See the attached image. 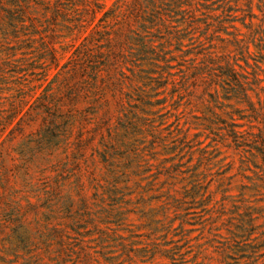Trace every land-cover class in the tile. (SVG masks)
I'll return each instance as SVG.
<instances>
[{"label":"trees","instance_id":"16d2710c","mask_svg":"<svg viewBox=\"0 0 264 264\" xmlns=\"http://www.w3.org/2000/svg\"><path fill=\"white\" fill-rule=\"evenodd\" d=\"M258 1L260 18L253 0H0V264H122L121 253L130 249L119 232L129 214L148 227L161 223L155 217L166 206L150 207L161 197L154 180L174 179L181 165L152 172L145 157V150L160 147L166 155L177 148L164 143L157 127L165 123L148 117L145 87L153 60L164 58L148 33L171 28L173 19L231 35L236 61L224 60L203 80L215 93L217 86L226 90L259 125L246 134L233 122L226 127L236 147L264 159V0ZM34 14L73 31L60 51L53 37L35 46ZM110 19L127 28L115 35ZM205 61L208 68L214 63ZM192 188L166 204L185 215Z\"/></svg>","mask_w":264,"mask_h":264},{"label":"rangeland","instance_id":"374dc122","mask_svg":"<svg viewBox=\"0 0 264 264\" xmlns=\"http://www.w3.org/2000/svg\"><path fill=\"white\" fill-rule=\"evenodd\" d=\"M112 1L106 0V4ZM253 4L260 18L261 12L256 5L262 8V2L253 0ZM34 18L38 25L36 47L40 37L44 40L53 37L60 51L59 47L73 36V31L71 33L64 26H48L49 21L39 14H34ZM109 21L115 35L121 28L124 31L127 28L124 22ZM72 25L68 24L70 28ZM171 25L169 29H149V36L164 58L153 60L151 81L145 88L151 92L152 101L149 109L153 114L148 117L154 120V125L165 123L157 127L167 138L164 143L177 148L166 155L160 147L144 153L153 165L152 172L173 163L181 166L174 179L167 182L165 176L159 175L154 180L158 188L156 193L161 197L153 200L150 207L160 211L166 206V210L155 217L162 219L161 223L148 227L140 215L129 214L127 225L119 234L130 251L116 252L121 253L119 261L122 264H264V159L261 155L251 157L249 152L236 147L226 127L228 122H233L237 131L246 134L256 131L258 124L244 116L247 114L245 107L226 90L217 86L215 93L212 86L208 88V81L203 80L209 78L208 73H218L224 60L236 61L231 35L202 33L203 27L187 28L176 19ZM236 25L246 33V28L238 22ZM176 36L182 39L177 41ZM251 49L256 51L254 46ZM207 58L214 62L209 68ZM239 63L245 66L242 60ZM203 67L204 73L196 74L195 68ZM130 69L127 64L124 74L130 76ZM261 78L264 85V72ZM257 91L251 92L254 101ZM145 145L148 143L141 147ZM152 151L160 153L152 157ZM169 155L174 159L166 161L171 159ZM192 183L199 186L193 189ZM191 188L195 196L186 198L185 215L166 204L171 202L170 197H181ZM156 227L157 231H153ZM241 228L247 229L243 236H239Z\"/></svg>","mask_w":264,"mask_h":264}]
</instances>
